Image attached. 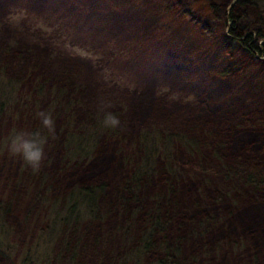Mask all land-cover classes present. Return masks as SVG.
<instances>
[{"label":"rangeland","instance_id":"1","mask_svg":"<svg viewBox=\"0 0 264 264\" xmlns=\"http://www.w3.org/2000/svg\"><path fill=\"white\" fill-rule=\"evenodd\" d=\"M216 1L228 4L219 15L210 0H0L1 66L22 78L12 92L15 107L0 117V264H157V249L137 261L129 255L142 245L146 212L160 199L163 208L175 204L168 241L179 251L178 264H264V198L237 193L219 170L227 156L246 157L234 148L240 143L254 158L264 155V50L253 58L230 37L232 0ZM258 2V15L247 20L258 18L264 27V2ZM3 49L9 50L4 58ZM20 63L24 68H16ZM53 79L83 88L95 116L101 98L111 101L128 134L114 165L110 140L83 161L67 162V117L54 105ZM41 110L52 112L57 131L42 170L33 174L9 157L7 142L14 129L40 128ZM167 122L194 147L176 145L172 160L144 180L141 202L118 208L115 189L131 172L126 158L138 160L134 136ZM214 139L224 150H213ZM88 165L112 167L98 219L50 233L52 204L83 183ZM203 214L214 218L212 225L193 229ZM155 239L163 241L159 234Z\"/></svg>","mask_w":264,"mask_h":264},{"label":"trees","instance_id":"2","mask_svg":"<svg viewBox=\"0 0 264 264\" xmlns=\"http://www.w3.org/2000/svg\"><path fill=\"white\" fill-rule=\"evenodd\" d=\"M264 0H238L236 5L232 7L228 20L230 25V37L239 41L241 48L246 51L253 58H257L261 51V41L264 40V27L262 22L258 20H253L250 22L247 19L250 14L258 15L259 2ZM213 11L215 14L219 15L222 13V8L228 4L219 3L216 0H210ZM229 3V0H227ZM258 10V11H257ZM255 11V13H254ZM256 17H254L255 19ZM246 37V39H245ZM255 38V44H252V39ZM264 47V43L262 44ZM4 51V52H3ZM2 51L3 58L5 54H8V49ZM2 60L0 61V117L2 113L15 107L16 102H12L13 95L12 92L19 91V84L22 78L9 76L7 74V67L1 66ZM20 63L16 68H24ZM33 65V64H31ZM32 71H36L39 66L34 63L31 67ZM27 70V74H32ZM47 76V74H45ZM54 81V87H57L56 93L54 94L55 107L59 110V115L63 113L66 114L67 122L63 125V130L65 132V146L67 149V156L70 160L68 163L80 162L83 159L88 158L91 153L101 147L103 141H116L115 149L112 152L110 158V165H114L118 151L116 149L120 148L123 150L125 143L128 139V134L125 131L122 121V127L118 130H109L103 127L101 123L100 115L95 116L93 114V105L88 99L83 88L77 87L70 82L58 79L50 80ZM55 87V88H56ZM70 95L69 98H64L66 95ZM65 100L63 101L62 98ZM92 101V100H91ZM67 103V105L65 104ZM113 111V110H112ZM74 112V113H73ZM115 114L118 112L113 111ZM81 114L79 121L76 120L77 116ZM166 125V126H165ZM162 125L148 126L136 133L135 139V157L138 160L131 159L130 154H128L126 164L131 165V172L127 177L122 180L116 188L117 204L118 208H123L126 210L128 204L131 202H138L140 200V192L143 189V182L146 178L152 177L157 171V165L164 160H172L175 153V146L184 143V137L179 133L172 132L171 122H167ZM194 127V126H193ZM192 127V129H193ZM133 139V141H134ZM188 141V145L184 147L190 148L192 142ZM212 148L214 151L224 150L225 146L222 141H217L214 139L212 141ZM248 144L240 143L234 148L239 149V153H246L245 158H241L243 154L236 155L230 158L228 161L226 159L222 161L219 166L223 176L226 180H229V187H232L237 193H241V190H248L251 196H254L256 200L264 198V155H259L254 158L250 152L245 150ZM194 147V145H193ZM134 157V158H135ZM232 159H236L235 161ZM230 161V162H229ZM76 165V164H74ZM92 166H86L85 172L82 173V182L76 186L69 189L66 194L61 198V203L52 204L53 211L56 212L57 205L63 204L61 213L50 210L48 213V220L50 221V226H48V231L53 234V230L57 227L60 228L59 233L63 232V228L72 223L78 225L80 221L84 219L97 220L99 215V202L102 199H106L107 193L110 189V184L108 182V176H110L111 168L103 171L94 170ZM171 192L176 195L177 193L171 189ZM170 192V193H171ZM237 198V201H239ZM104 199V200H105ZM244 199V198H243ZM141 202V201H139ZM163 199L157 200L153 209L146 212L147 226L141 234V246L129 256L136 261L143 256H147L154 250H159L161 252V259H159L157 264H178L177 254H179L173 245L168 241V230L171 217L176 216V212H173L174 201L169 202L166 208L161 207ZM168 203V201H167ZM166 203V204H167ZM203 203H198L201 206ZM173 207V208H172ZM7 209V208H6ZM5 209V212H7ZM4 213V212H3ZM54 216V218L52 217ZM213 217L204 216L200 217L197 223H193V229L199 228V230L204 229V225L211 226ZM68 228V227H67ZM47 231V232H48ZM50 234V238L54 240V236ZM162 235L163 241L160 244L155 239L156 235ZM57 236V235H56ZM52 240V241H53ZM75 241V238L73 239ZM72 241L67 242V248L70 249ZM64 253V252H63ZM139 258H138V257Z\"/></svg>","mask_w":264,"mask_h":264},{"label":"clouds","instance_id":"3","mask_svg":"<svg viewBox=\"0 0 264 264\" xmlns=\"http://www.w3.org/2000/svg\"><path fill=\"white\" fill-rule=\"evenodd\" d=\"M111 101L100 99L98 112L104 128L118 130L122 127L120 117L111 111ZM36 117L41 125L34 130L14 129L8 138L7 153L19 158L33 174H39L46 159V148L50 139L56 136V119L50 111H38Z\"/></svg>","mask_w":264,"mask_h":264},{"label":"bare ground","instance_id":"4","mask_svg":"<svg viewBox=\"0 0 264 264\" xmlns=\"http://www.w3.org/2000/svg\"><path fill=\"white\" fill-rule=\"evenodd\" d=\"M232 1L230 3H232V7H234L236 4L234 3V0H232Z\"/></svg>","mask_w":264,"mask_h":264}]
</instances>
